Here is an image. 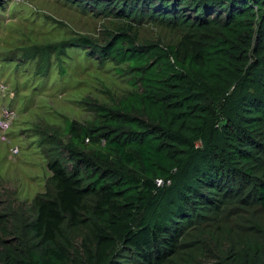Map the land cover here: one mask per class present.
Here are the masks:
<instances>
[{
	"label": "trees",
	"instance_id": "16d2710c",
	"mask_svg": "<svg viewBox=\"0 0 264 264\" xmlns=\"http://www.w3.org/2000/svg\"><path fill=\"white\" fill-rule=\"evenodd\" d=\"M68 1L183 35L171 47L137 44L121 27L104 45L51 47L126 64L117 71L131 91L84 101L92 122L42 133L47 190L30 219L8 216L0 264H178L182 249L184 264H201L206 226L234 208L264 212V0ZM260 232L209 264H264Z\"/></svg>",
	"mask_w": 264,
	"mask_h": 264
},
{
	"label": "rangeland",
	"instance_id": "374dc122",
	"mask_svg": "<svg viewBox=\"0 0 264 264\" xmlns=\"http://www.w3.org/2000/svg\"><path fill=\"white\" fill-rule=\"evenodd\" d=\"M121 27L131 29L137 44L171 47L183 35L158 19H118L68 0H0V243L11 238L4 230L8 216L30 219L34 200L47 190L50 148L42 133L64 134L66 121L92 122L96 116L84 101L110 104L131 91L129 74L117 71L126 64H101L74 44L60 54L51 47L79 37L104 45ZM260 230L263 211H228L204 228L199 263H213L230 242L261 237ZM187 252L182 249L178 264ZM115 260L123 261L120 255Z\"/></svg>",
	"mask_w": 264,
	"mask_h": 264
},
{
	"label": "built area",
	"instance_id": "2783aa9c",
	"mask_svg": "<svg viewBox=\"0 0 264 264\" xmlns=\"http://www.w3.org/2000/svg\"><path fill=\"white\" fill-rule=\"evenodd\" d=\"M160 183V182H159Z\"/></svg>",
	"mask_w": 264,
	"mask_h": 264
}]
</instances>
